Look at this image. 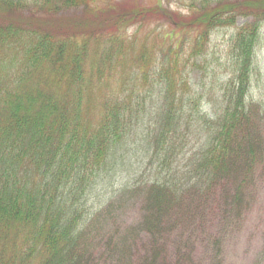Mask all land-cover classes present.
Listing matches in <instances>:
<instances>
[{
	"label": "trees",
	"instance_id": "1",
	"mask_svg": "<svg viewBox=\"0 0 264 264\" xmlns=\"http://www.w3.org/2000/svg\"><path fill=\"white\" fill-rule=\"evenodd\" d=\"M33 1L42 11L31 17L42 15L38 23L46 29L59 21L62 10L81 8L93 0ZM222 1L215 5L200 1L198 11L205 16L206 28L216 21H231L235 12L248 21L237 34L239 74L226 86L223 106L206 109L212 117L201 114L205 93L199 97L183 93L178 103V91L167 75L159 78V92L153 93L152 85L135 86L101 96L97 120L88 101L98 93H88L81 66L86 41L61 38L47 30L27 33L21 30L27 27L7 18L17 10V1L0 0V55L3 50L18 53L16 43L28 41L22 58L24 74L0 78V264H193L191 255L179 249L171 258L158 243L167 244L180 229L190 230L192 220L205 214L217 193L221 200L212 214L223 209L226 219L234 216L232 211L242 212L248 186L253 185L254 164L264 157L263 125L253 120L264 105L248 98L264 0ZM199 35L208 41V33ZM109 55L111 66L114 57ZM3 63L0 60V68L9 67ZM169 69L163 64L151 78ZM44 74L46 79L39 81L52 88L36 82L34 76ZM149 77L144 71L143 81ZM191 116L198 117L199 126L188 120ZM194 130L205 135L204 141L183 151ZM134 155L139 157L134 162L142 163L134 172L143 174V179L123 174L128 180L115 190L116 175L130 166ZM104 178L110 193L91 209L82 199L94 191L99 179L103 185ZM134 196L141 204L137 222L119 225L126 203ZM102 224L110 229L94 243L88 235ZM142 234L150 236L153 246L136 256L132 250ZM221 244L222 238L213 241L211 264H219Z\"/></svg>",
	"mask_w": 264,
	"mask_h": 264
},
{
	"label": "rangeland",
	"instance_id": "2",
	"mask_svg": "<svg viewBox=\"0 0 264 264\" xmlns=\"http://www.w3.org/2000/svg\"><path fill=\"white\" fill-rule=\"evenodd\" d=\"M16 1L17 10L7 18H13L23 27H27L21 30H27V33L47 30L55 36L60 35L61 38L75 36L79 42L86 41L87 47L81 66L83 74L87 75L85 86L88 93H98V96L88 101L90 113L95 115L97 120H100L102 113L101 96L106 98L111 92L121 94L123 87L135 86L143 89L152 85L155 90L153 93L159 92L162 87L160 79L167 78V75L168 80L172 82V88L178 91L177 98L182 97L183 93L199 97L198 94L202 92L208 96L201 100L200 106L203 110L201 114L205 112L206 118L209 119L213 114L206 109L213 111L214 106L216 108L223 106L226 86L230 81H235L234 78L240 71L237 62L238 50H235L236 47L239 48L237 34L248 20L235 12L231 14L233 17L228 16L232 18L231 21H216L211 27L206 28L205 16L198 9L201 0H93L81 8L71 7L62 10L57 15L59 21L47 24L46 29H43L44 24L38 23L44 18L42 15H36L34 19L31 17L37 10L41 12L42 6L33 0ZM219 1L221 0H211V5ZM224 1L234 4L238 0ZM262 22L260 37L254 50V60L251 63V90L248 98L253 103L260 102L264 105V20ZM199 23L204 25L201 26ZM201 32L208 33V41L204 42L203 38H200ZM27 43L26 39L16 43L18 53L3 50L0 60L5 65L8 63L9 67L4 68L3 65L0 68V78L3 79L5 76L15 78L18 72L24 74L23 68L26 64L22 58L25 57L23 52ZM112 47H115L113 52ZM109 54L114 57L111 66L108 63ZM163 64L170 66V69L162 72V75H154L152 79V73L160 70ZM97 71L101 74L97 75ZM144 71H147L150 77L143 81ZM34 78L47 89L53 87L46 81H39L41 78L46 79L45 74L40 78L35 76ZM181 100L182 98L178 103ZM207 102H211L213 106ZM185 103L187 104L186 100ZM197 118L191 116L188 120H196L197 127L199 126ZM253 120L254 122L258 120L257 123L263 125L264 129V107ZM198 131H193L192 138H186L183 151H189L192 146L204 141L205 135ZM138 159L139 157L134 155L130 166H126L123 172L116 175L115 190L125 186L128 179H123L124 175L131 179L133 177L143 179V174L134 172L142 165L140 162H134ZM146 167L147 164L144 168ZM253 169V185L251 188L248 186L242 212L236 214L232 211L234 216L226 219L223 218V209L222 212L216 210L212 214L211 209H215L221 200L220 194L217 193V197L212 199V203L205 211L202 210L205 214L200 218L195 216L196 219L192 220L194 231L192 226L190 230L180 229V232L174 233L169 241H166L167 244L159 242L158 246L166 247L171 253V258L176 250L181 249L182 253L191 255L193 264H211L215 260L213 241L222 238L217 257L219 264H264V157L262 160H256ZM153 176L159 177L158 172ZM100 190L102 197L98 198ZM108 191L110 193L107 179L104 178L103 185L99 179L94 191L85 196L82 202L88 203L91 209L95 208L101 204ZM138 200L135 197V200L126 203L117 221L119 225L137 222L141 207ZM109 229V224L98 225L88 237L96 243L97 238L102 237ZM88 237H83V240L87 238L86 243L89 242ZM135 245L137 247L135 246L132 252H135L136 256H143L149 252L153 243L150 236L142 234Z\"/></svg>",
	"mask_w": 264,
	"mask_h": 264
}]
</instances>
